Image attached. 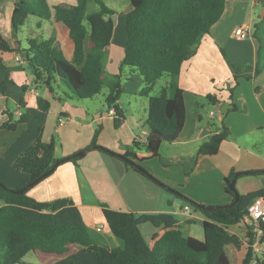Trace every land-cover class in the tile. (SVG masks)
<instances>
[{"label": "trees", "instance_id": "16d2710c", "mask_svg": "<svg viewBox=\"0 0 264 264\" xmlns=\"http://www.w3.org/2000/svg\"><path fill=\"white\" fill-rule=\"evenodd\" d=\"M90 2H95L99 8L89 11ZM225 3L226 0H131L132 9L126 13L125 20L127 41L124 57L119 72L111 73L107 64L115 30V10L104 0H77V4L62 2L53 7L48 0H17L12 14L13 42L0 35V68L6 76L4 93L7 95L6 84L11 80L3 54H22L26 69L33 76V87L47 90L60 102L65 101V97L56 94L54 83L58 80L82 99L91 98L108 87L106 106L108 111L114 109V125L119 128L127 119L120 98L124 92V67H129L143 77L145 86L141 95L149 96V101L143 124L146 132L127 145L122 154L141 166L140 161L158 157L162 144L173 143L183 131L187 107L179 75L183 64L195 56L201 40L220 20ZM30 16L40 21L54 17L57 23L66 27L67 39L74 45L71 59L65 56L62 43L56 37H46L36 30L26 31V45H21L18 34L23 32ZM40 21L36 25L38 29ZM163 76L168 77L166 84L157 95H150ZM23 89L27 86L23 85ZM206 99L210 104L222 101L216 94H208ZM36 102L40 111L51 109V101L42 95L37 96ZM24 106L22 100L20 107ZM201 107L198 104V108ZM232 110H237V107L234 105ZM5 113L9 119L0 123V129L15 130L27 121L25 113L18 120L8 110ZM98 133L97 129L91 145L87 147L89 150L97 149L93 147L98 146ZM43 134L44 126L41 125L34 143L20 153L13 164L17 171L29 174L30 182L43 176L60 160L56 157V137L53 135L50 141H45ZM230 134L227 126L219 128L201 143L197 157L217 154ZM109 154L121 159L117 152ZM65 158V162L75 165L81 159L75 154ZM121 160L163 189L183 198L194 210L202 212L206 217L204 238L185 235L172 213L120 211L103 203V215L110 232L120 241V245H110L105 234L86 224L72 199L42 202L29 195L31 187L17 192L19 189L10 188L0 181V199L5 201L0 207V264H33L24 260L31 252L38 256L39 264H233L230 250L239 249L241 240L229 228L243 219L249 204L264 195V190L240 193L239 199L230 204L235 196L229 184L236 174L237 178L260 175V170L232 171L225 179V190L232 201L212 208L161 182L143 166L139 170ZM144 223L163 228L162 233L153 234L151 243L143 236ZM249 235L242 264H250L253 258L251 244L254 238ZM261 241L264 243V234ZM258 264H264V258Z\"/></svg>", "mask_w": 264, "mask_h": 264}, {"label": "crops", "instance_id": "0c3cea01", "mask_svg": "<svg viewBox=\"0 0 264 264\" xmlns=\"http://www.w3.org/2000/svg\"><path fill=\"white\" fill-rule=\"evenodd\" d=\"M16 2L17 0H0V35L10 42H12V14ZM48 2L51 7L62 2L77 4V0H48ZM131 9L130 1L121 13L126 16ZM113 19L115 30L110 45L107 70L118 73L120 62L124 57L127 37L124 31L122 33V29L120 31L122 17L117 18L118 25L114 16ZM35 21L37 25L40 20L36 18ZM40 23L39 29L48 36L56 37L62 43L65 56L71 59L74 45L67 39L66 27L57 23L54 17L50 20H42ZM248 24L251 26L249 34L242 38L234 35L237 28ZM113 51L118 53H115V57ZM17 56L21 60H16ZM3 58L10 72L11 83L6 84V95L3 87L6 76L0 68V123L9 119V115L5 112L6 110L11 112L12 106L15 108L12 113L15 118L21 115L20 112L40 116L43 111L38 109L36 99L38 95H42L51 101V111H49L53 115H58L60 131L63 132L62 129H65V134L56 144V157L63 159L89 147L93 140L91 135L81 141L74 140V136L69 134L71 130L80 133L74 128L81 124L71 118V112L66 110L67 105L54 99L47 90L33 87V76L27 74L23 55L5 53ZM23 85L27 86V89H23ZM179 85L185 90L187 107L185 126L179 138L171 143V149H167L158 157L159 168L151 165L149 170L156 174L155 176H160L166 184L198 203L208 206L229 204L232 197L225 190V179L231 172L243 173L264 169V0H226L220 20L201 40L195 56L183 64ZM208 94H216L222 101L210 104L212 109L207 114L206 121L198 104L203 106L204 102H207ZM22 100L25 106L21 108ZM53 103L60 107L59 113L52 111ZM224 104L227 105H225L227 109L225 113L221 112V106ZM234 105L237 110H232ZM211 111H214L215 115L212 116ZM108 112L114 118L113 113ZM98 114H94L92 120L88 121L87 127H92L95 122L103 125L108 123L109 119L105 118L103 111L100 110ZM50 121L45 120L51 129L47 132L45 128L43 134L45 141H50L53 137L54 124L51 128ZM141 126V130H138L136 125L129 126L126 119L120 129L127 127V137L116 136L119 141L116 140L113 146L107 141L97 139V145L106 146L117 153H124L125 147L130 142L146 132L144 125ZM223 126H227L231 134L223 141L219 152L215 155L197 157L201 143ZM19 131V125L15 130L0 129V179L14 189L23 188L30 183L29 174L17 171L13 164L18 155L27 150L37 137V132L33 130L27 132L28 135L21 140L24 135H20ZM10 150L11 154L8 152ZM8 164L11 168H8ZM171 166L178 168L173 170ZM11 169L17 172L14 174ZM189 170L190 175H188ZM144 177L146 176L128 167L121 159L102 150L91 149L81 156L78 165L73 162L61 163L53 173L31 187L29 195L42 202L59 198L72 199L81 210L84 221L89 227L96 229L103 226V234L106 235L110 245H120V241L110 232L103 215L101 205L103 203L120 211L172 213L179 221L181 229L187 231L185 235L197 237L193 235L190 223L198 222L203 227L205 215L191 206L190 211L187 212L185 210L187 203L182 205L178 196L169 198L160 188H153L149 196L147 194L140 196L135 192V185L139 184L147 188L149 183ZM239 179L243 178L239 177L237 181ZM240 188L239 192L243 194L263 189L251 190L242 185ZM4 204L5 201L0 199V207ZM232 227L239 228L237 234L231 231ZM144 230L150 236V240L147 241L149 243L152 242L151 237L154 233L163 232L162 227L158 228L151 223H144L142 233ZM229 231L238 236L246 235L240 223L231 226ZM247 244L248 242L245 250L239 251L241 264L247 251ZM239 249H232L233 252L238 253V257ZM231 257L234 261V257Z\"/></svg>", "mask_w": 264, "mask_h": 264}, {"label": "rangeland", "instance_id": "374dc122", "mask_svg": "<svg viewBox=\"0 0 264 264\" xmlns=\"http://www.w3.org/2000/svg\"><path fill=\"white\" fill-rule=\"evenodd\" d=\"M104 1L108 6H110L111 8H113L115 10V13L113 16L115 18L116 23H117V18L122 17V25L120 27V31L122 29V33L124 31L126 34L125 22H124L126 20V16H125V14L121 13V10L124 9V7L131 0H104ZM98 8H99V6L95 2H90L88 9H89V11H94V10H97ZM36 18L37 17H35V16H30L29 19L27 20V23L23 27V32L21 31L18 34V39L21 41L22 46L26 45V41H25L26 31L36 30V31H39L40 33H42L44 36H46V37L48 36V34L43 32V30L37 28L36 21H35ZM117 25H118V23H117ZM126 37H127V34H126ZM11 41L13 42V36L11 37ZM113 53H114V57L116 56V54H118L115 51H113ZM27 74L31 75V72L29 69H27ZM167 81H168L167 76H163L161 79H159L158 82L155 84L153 90L150 92V95H157L159 93L160 89L162 88V86L165 85ZM123 85H124V92L120 98L121 106L125 110V113L127 115V119L129 122V126L136 125L138 127V130H141L142 129L141 124H144L145 119L147 117V107H148V101H149V96L141 95V91L145 86L144 79L138 72L132 71L129 67H124ZM54 87H55V91H56L57 95H62L65 97V101H61V103L67 105L66 110L68 112L69 111L71 112V114H72L71 118L74 119V121H77L81 124L79 126H76V128H74L75 130L78 129L80 131V133H77V132L74 133L73 130H71L69 132V134H72L74 136V140L76 139V140L84 141L85 139H88L90 135L92 137H94V134H95L97 129L99 130L97 139H99L100 141L101 140L107 141L108 143H110L109 145H111V146L115 145L116 140H118V138L116 136H120V137L126 136L127 137V135H128L127 127L125 129H122V130L120 129L122 125L119 128H116L114 125V120L112 118V115L108 112V109L106 106V96L109 92L108 87H104L100 93H98L97 95H95L91 98H86V99H82V98H79V97L73 95L71 93V91L63 83H61L59 80L57 81V83H54ZM67 94H70V95L67 96ZM204 106H205V109H203ZM14 109H15L14 106L10 107L11 113H14ZM199 109L203 112L204 118L207 121V119H208L207 114L212 109V107L210 106V103L204 102V105ZM36 110H37V108H36ZM100 110L103 111L105 118L109 119L108 123L106 122V124L103 125L102 123L95 122L94 124H92V127H87L86 125H87L88 121L92 120L94 114L100 113ZM52 111L59 113L60 107L56 106V103H53ZM49 112L48 113L43 112L42 114H40V116L44 117L43 119L39 115L28 112V114H26L27 115V121L23 125L24 127L21 125L23 123L19 124V126H20L19 134L24 135L21 137V140L24 139L26 137V135H28L27 132H31L34 130L38 134V130H39V127L41 125L44 126V131L46 128V131L49 132L51 129H49L48 124L45 122V120L49 119V121L51 120L49 122L51 128L53 127V124H54V129L52 130V135H54L56 137V139L59 143L60 138L65 134V129L64 130L62 129L63 132L60 131V128H58L60 125L58 122V118H57L58 115H56V114L53 115L51 112L50 113ZM84 114H85V116H84ZM109 116H111V117H109ZM14 119L18 120V119H20V116L16 117V118L14 116ZM126 133H127V135H126ZM131 143L132 142H130V144ZM170 146H171L170 143H163L161 146V149H160V154L162 155L163 152L167 151V149H171ZM104 147H106V146H104ZM106 148H108V147H106ZM8 152H9V154H11V150ZM142 153H144V152H142ZM158 157L145 158L142 161H140L141 166H143L153 176H155L156 174H153V172H151V170H149V169H150L151 165L154 166L155 168H157L158 165H160ZM149 163H151V164H149ZM176 167L171 166V169L175 170ZM8 168H11L9 166V164H8ZM12 168H13V166H12ZM163 170H166V169L163 168ZM10 171L14 172V174H15V172H17L14 169H11ZM161 173H164V172H161ZM188 173H189L188 175H190L191 171L189 170ZM22 174H24V173H22ZM11 176H16V175H11ZM155 177L158 180H160L161 182L165 183L164 180L160 176H155ZM241 178H243V179H239L238 181H236V187L238 190L241 189L240 188L241 185L245 186V188H248L251 190H255L257 188H263V190H264V173H262L260 175H243V176H241ZM144 179L147 180V182L149 183V185H147V188L143 185H139V184L135 185V192L137 194H139L140 196H142L144 194H147L149 196L150 194H152V193H150V191H152L153 188H160L163 191V193L166 194L169 198H176L173 193L167 191L166 189H163V187H161L157 182L150 179L149 177H144ZM0 181L2 183H4L5 185H7L6 182H4L3 180L0 179ZM7 186L10 187L9 185H7ZM180 199H181L180 203L182 205L187 203L183 198H180ZM190 224H191L190 229H191L192 233H194L193 235L203 239L204 238V232H203L202 225H200V223H198V222H195V223L193 222ZM146 225H150V224H146ZM183 231H184V233L187 234V231L185 229ZM231 231H233V232L235 231L237 234V231H239V228L238 227H232ZM101 233H104V232H101ZM143 236H144L146 241L150 240V236L146 232V230L143 231ZM239 237L241 240V245H240V249L238 250V252L241 249L245 250L246 243L248 242L246 235L242 236L239 234ZM230 255L234 257L233 264H241V257H240L241 252H239V257H238V253H236L235 251L233 252V250H230ZM24 260L27 262H31L33 264H39L38 256H36L32 252L27 254L25 256Z\"/></svg>", "mask_w": 264, "mask_h": 264}, {"label": "built area", "instance_id": "2783aa9c", "mask_svg": "<svg viewBox=\"0 0 264 264\" xmlns=\"http://www.w3.org/2000/svg\"><path fill=\"white\" fill-rule=\"evenodd\" d=\"M251 26L245 25L237 28L234 31V35L238 38H242L249 34ZM16 60H21L19 56L16 57ZM34 91L38 94L35 88ZM114 113V109L110 111ZM20 114H22L20 112ZM211 115H215L214 111H211ZM185 210L190 211V206L186 205ZM245 230L247 238L249 239V234L254 238L253 243L251 244L253 258L250 264H258V261L264 258V243L261 241V237L264 234V195L256 197L248 206V211L239 222ZM238 223V224H239ZM99 232H104L103 226L96 228ZM249 244H247L248 247Z\"/></svg>", "mask_w": 264, "mask_h": 264}, {"label": "water", "instance_id": "95a60500", "mask_svg": "<svg viewBox=\"0 0 264 264\" xmlns=\"http://www.w3.org/2000/svg\"><path fill=\"white\" fill-rule=\"evenodd\" d=\"M225 105H222L221 106V112L225 113L227 109H225ZM227 106V105H226ZM93 148H97V149H100L104 152H113L111 149L109 148H106L102 145H98V146H94ZM90 148H87V149H83V150H80L78 152L75 153L76 156H83L84 154H86V152L89 150ZM117 156L120 157L121 159L123 160H126L127 162H129L130 164L134 165L136 168H138L139 170H142L141 166L139 164H136L134 163L132 160L126 158L122 153H117ZM67 158H63V159H60L56 162V164L54 165V167L49 170L47 173H45L43 176H41L40 178L36 179V180H33L31 181L28 185H26L25 187L19 189V190H16L17 192H23L25 191L27 188L29 187H32L34 184H36L37 182H39L41 179L45 178L46 176L50 175L55 168H57V166H59L61 163L65 162ZM262 173H264V169L261 170ZM237 177H238V174H236L234 176V178L231 180L230 184H229V188L230 190H232L234 192V196H235V200L233 202H231L230 204H233L235 203L238 199H239V196H240V192L237 190V187H236V181H237ZM161 184V183H160ZM217 207V205H213L212 208H215Z\"/></svg>", "mask_w": 264, "mask_h": 264}]
</instances>
